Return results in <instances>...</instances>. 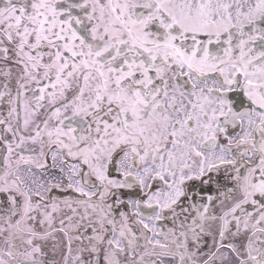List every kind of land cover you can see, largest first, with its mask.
Segmentation results:
<instances>
[{"label": "snow or ice", "instance_id": "1", "mask_svg": "<svg viewBox=\"0 0 264 264\" xmlns=\"http://www.w3.org/2000/svg\"><path fill=\"white\" fill-rule=\"evenodd\" d=\"M0 264H264V0H0Z\"/></svg>", "mask_w": 264, "mask_h": 264}]
</instances>
